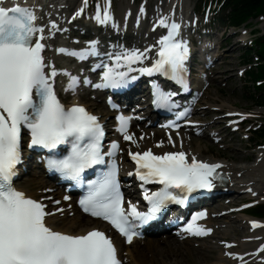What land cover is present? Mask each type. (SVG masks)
<instances>
[{
  "label": "snow or ice",
  "instance_id": "6c2138e0",
  "mask_svg": "<svg viewBox=\"0 0 264 264\" xmlns=\"http://www.w3.org/2000/svg\"><path fill=\"white\" fill-rule=\"evenodd\" d=\"M84 3L86 5L87 0ZM82 11L83 7L76 15ZM94 18L101 24L111 21L109 7L106 5L101 10L98 4ZM36 20L35 6L19 2L3 6L0 3V264H122L112 239L103 231L92 228L81 234H71L54 230L45 221L50 215L45 211V204L14 186L17 165L22 160L23 130L30 137L29 148L56 150L59 145L68 146L66 155L53 153L43 159L49 171L59 173L77 186L85 184L82 178L85 170L96 166L97 176L86 182L85 194L80 197L79 204L85 213L108 221L129 243L138 234V225L153 220L170 203L183 204L194 190L211 189L212 181L217 177L215 170L220 165L206 163L195 156L189 158L184 151L155 154L151 149L129 150L128 156L135 163V176L142 181L140 187L147 210L140 211L131 202L125 207L118 179L119 168L114 159L119 145L113 140L108 151H102L105 133L98 117L79 103L65 106L58 99L53 86L58 70L50 62L46 64L43 55L46 44L42 42L44 29ZM156 23L166 27L167 34L157 42L156 59L149 67H141L138 71L159 73L181 85L182 89L186 88L185 62L189 58V47L186 40L178 38L180 24L169 22L164 16ZM96 43L90 40L91 47L73 50L70 54L85 59L96 53ZM149 48L143 52L125 49L110 57L111 65H98L104 71L100 83L92 87L119 88L135 80V76L128 75L132 71L130 65L145 60ZM56 51L69 53L66 48ZM121 65L127 71L115 70ZM68 75L65 90H74L78 77ZM83 82L88 84V78L84 77ZM152 95L155 107L170 109L174 106L171 97L175 93L164 91L155 82ZM187 111L185 109L179 115L184 116ZM116 119L124 140L136 144V139L128 132L131 118L118 115ZM174 126L179 127L178 124ZM162 143L158 142L157 146ZM169 143H172L171 137ZM105 164L106 167H101ZM148 183H157L160 187L150 192L145 188ZM205 215L204 211L194 213L185 226L186 231L195 235L211 232L210 228L194 223ZM252 224L256 226L255 221ZM228 255L235 254L230 252Z\"/></svg>",
  "mask_w": 264,
  "mask_h": 264
},
{
  "label": "rangeland",
  "instance_id": "374dc122",
  "mask_svg": "<svg viewBox=\"0 0 264 264\" xmlns=\"http://www.w3.org/2000/svg\"><path fill=\"white\" fill-rule=\"evenodd\" d=\"M228 49V53L231 55L232 58V62L229 63L228 65H226V73L224 75H221L219 80L216 81L215 83H213L211 85V87L208 89L207 94H206V98H207V103L204 105H208V108L206 109V111H200V115H206V118L208 120L212 119V107H220L223 109H227L230 106H237V107H250L253 108L259 112H262V114L264 115V107L262 106H250L251 102L247 99H244V97L242 96V89L240 88V85L242 83H240L235 75V67L236 64L238 62L237 57V52H232L231 51V46L228 45L227 46ZM223 68H225V66H223ZM222 68V69H223ZM225 83V85H224ZM224 85V86H223ZM244 95V94H243ZM210 100V101H208ZM231 135V133L226 135V140L223 142L224 145H232L233 150L231 149H227V148H220L221 144H217L216 148L217 151L223 152L225 154L228 155V157L230 159H233L234 161H238L237 155L235 152H240V154L242 153L240 151V149L244 146L243 142H240L241 138H242V134L240 133H233V141L229 144V136ZM242 155V154H241ZM237 158V159H235ZM27 187V186H26ZM238 227V225H236ZM240 228V227H239ZM173 250H177V249H172L169 248L167 246H164V254L169 253ZM178 254L177 255H171V253H169L168 255H165V257L167 258V262H174V263H178V264H198L199 262L202 261H210L212 260L216 255H217V251H214L213 253L208 252V257H198V255L196 254H189L188 251L185 252V250L183 249V251L181 252L180 250L177 251ZM161 260V256L158 257L157 261ZM166 263V262H164ZM148 264H150L148 262ZM162 264V263H161Z\"/></svg>",
  "mask_w": 264,
  "mask_h": 264
},
{
  "label": "bare ground",
  "instance_id": "6f19581e",
  "mask_svg": "<svg viewBox=\"0 0 264 264\" xmlns=\"http://www.w3.org/2000/svg\"><path fill=\"white\" fill-rule=\"evenodd\" d=\"M47 12V11H46ZM45 30L48 29V25L45 24ZM166 147L165 146H156L155 149H165ZM228 170L232 171L233 173V176L235 177V179H237L239 182L241 181H249V180H255V183H261L260 186H254L255 188L258 189L259 193L264 195V158L262 159L261 162H259L258 164L256 165H251L249 167H238V166H235L233 164H227V167H226ZM239 171H243L242 175H244L245 173L248 174L249 176L251 177H248L247 179H243V178H238L236 175H237V172ZM34 173V175H37L36 172H32ZM41 175V174H40ZM258 176V179H256L255 177ZM29 179V180H28ZM26 180L28 181H33L34 183L36 184H44L45 182H48V180L44 177L39 176L37 178H31V177H24L23 179L19 180L18 181V186L22 189H24L22 186L25 184ZM246 186H250L249 184H247ZM44 187V185H43ZM230 189L231 187L228 186ZM29 192L28 194H31L33 193V190H29L27 189ZM35 192V190H34ZM225 218V215H223L222 219L224 220ZM53 219H56V216H53V217H50L47 219L48 222H52ZM87 220H91L90 218L86 217ZM58 223H56V226L55 228L56 229H61L63 231H67V228L66 227H69L68 228V231L70 232H77V233H81L83 232L84 230H86L88 228V226L85 224V223H77L76 222V219L75 218H68V219H63V218H58L57 219ZM66 226V227H65ZM147 247L146 248H130L129 247V257L131 258V263L130 264H148V262L150 264H157V259L159 256H161V259H164L165 258V255H168L169 253H171V255H177L178 254V250H173L169 253H166L165 255L164 254V248L162 247L161 245V241L158 240L157 238L154 239V238H148L147 239ZM148 250L149 254L152 256H154L152 259H149L147 260V255H145V250ZM190 251V250H189ZM194 250H192L193 252ZM195 252L197 253H202L200 250H195ZM146 254H148L146 252ZM150 256V257H151ZM221 260L220 256L214 260V261H210V262H217ZM204 263V262H203ZM166 264H175V263H166ZM202 264V263H200Z\"/></svg>",
  "mask_w": 264,
  "mask_h": 264
},
{
  "label": "trees",
  "instance_id": "16d2710c",
  "mask_svg": "<svg viewBox=\"0 0 264 264\" xmlns=\"http://www.w3.org/2000/svg\"><path fill=\"white\" fill-rule=\"evenodd\" d=\"M248 2H257L258 0H247Z\"/></svg>",
  "mask_w": 264,
  "mask_h": 264
}]
</instances>
